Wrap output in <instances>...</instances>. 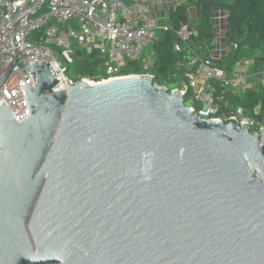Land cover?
I'll use <instances>...</instances> for the list:
<instances>
[{"label": "water", "instance_id": "95a60500", "mask_svg": "<svg viewBox=\"0 0 264 264\" xmlns=\"http://www.w3.org/2000/svg\"><path fill=\"white\" fill-rule=\"evenodd\" d=\"M0 70V87L17 65ZM0 107V264H264V140L130 76Z\"/></svg>", "mask_w": 264, "mask_h": 264}, {"label": "built area", "instance_id": "2783aa9c", "mask_svg": "<svg viewBox=\"0 0 264 264\" xmlns=\"http://www.w3.org/2000/svg\"><path fill=\"white\" fill-rule=\"evenodd\" d=\"M184 5L183 0H176ZM160 2L148 0L128 5L123 0H0V70L12 63L17 65L0 87V107L4 103L19 123L31 116L23 88L35 86L29 74L31 62H48L59 82L53 93L74 88L80 81L94 84L124 79L128 62H138L148 72L154 66L153 45L160 30ZM226 16L215 17V60L197 57L189 65L187 82L180 91L184 100L189 95L193 115L204 120H236L240 126H248L264 140V113L260 121L247 116L243 108L233 109L229 93L244 96L249 88L264 87V71L255 70L250 61L241 63V69L231 72L218 61L227 56L223 41ZM155 24V25H154ZM37 32H40L37 34ZM173 48L182 51L192 32L184 25L177 33ZM77 41L81 49L72 45ZM54 46L56 49H54ZM98 52L104 59L105 76L100 81L83 78L77 81L68 75L67 67L78 60L79 52ZM246 67V68H245ZM152 77V76H151Z\"/></svg>", "mask_w": 264, "mask_h": 264}, {"label": "trees", "instance_id": "16d2710c", "mask_svg": "<svg viewBox=\"0 0 264 264\" xmlns=\"http://www.w3.org/2000/svg\"><path fill=\"white\" fill-rule=\"evenodd\" d=\"M128 5L133 0H123ZM196 22L189 19V7L178 5L170 11V29L160 30L158 40L153 45L154 66L146 72L138 62H128L126 75L149 73L154 83L170 91L182 88L187 82L189 65L197 57L215 60V17L227 18L224 23L223 41L228 48L227 56L218 61L221 67L231 72L237 63L250 61L255 70L264 71V0H196ZM187 25L192 32L188 43L182 44V51L175 52L174 44L179 41L177 33ZM40 32H37L39 34ZM56 49L54 46H52ZM78 60L67 67L68 75L77 81L90 78L100 81L104 72V59L98 53L79 52ZM233 109L243 108L247 116L260 121L264 113V87L249 88L244 96L229 93ZM190 105L189 95L185 100ZM254 133V129L250 130Z\"/></svg>", "mask_w": 264, "mask_h": 264}, {"label": "rangeland", "instance_id": "374dc122", "mask_svg": "<svg viewBox=\"0 0 264 264\" xmlns=\"http://www.w3.org/2000/svg\"><path fill=\"white\" fill-rule=\"evenodd\" d=\"M173 0H159L160 2V8L158 15L160 16L159 20V26H170V11L172 7L178 6L176 0H174L173 4L170 5L169 3L172 2ZM184 5L189 7V19L191 22L195 23L196 22V0H183ZM155 25V24H154ZM72 45L76 49H81V47L78 46L77 41L74 39H71ZM234 71H238L241 69V63H237L233 67ZM246 68V67H245ZM75 78V77H74Z\"/></svg>", "mask_w": 264, "mask_h": 264}, {"label": "crops", "instance_id": "0c3cea01", "mask_svg": "<svg viewBox=\"0 0 264 264\" xmlns=\"http://www.w3.org/2000/svg\"><path fill=\"white\" fill-rule=\"evenodd\" d=\"M135 1H136V2H141L142 0H133V2H135ZM143 1H148V0H143ZM157 1L159 2V0H157ZM162 1H163V0H162ZM173 2H174V0H173L172 2H170L169 4L172 5Z\"/></svg>", "mask_w": 264, "mask_h": 264}, {"label": "bare ground", "instance_id": "6f19581e", "mask_svg": "<svg viewBox=\"0 0 264 264\" xmlns=\"http://www.w3.org/2000/svg\"><path fill=\"white\" fill-rule=\"evenodd\" d=\"M87 84L90 86L94 85V83L92 81H88Z\"/></svg>", "mask_w": 264, "mask_h": 264}]
</instances>
